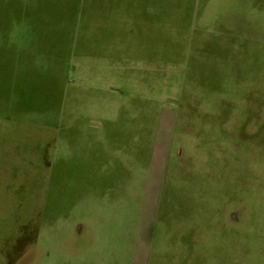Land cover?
<instances>
[{"label": "crops", "instance_id": "1", "mask_svg": "<svg viewBox=\"0 0 264 264\" xmlns=\"http://www.w3.org/2000/svg\"><path fill=\"white\" fill-rule=\"evenodd\" d=\"M175 14L176 0H0V175L32 153V127L50 145L45 243L7 264H207V215L176 205L192 185L165 181Z\"/></svg>", "mask_w": 264, "mask_h": 264}, {"label": "rangeland", "instance_id": "2", "mask_svg": "<svg viewBox=\"0 0 264 264\" xmlns=\"http://www.w3.org/2000/svg\"><path fill=\"white\" fill-rule=\"evenodd\" d=\"M172 25L176 73L163 64L161 79L178 88L182 110L167 127L174 157L165 181L192 185L195 202L176 205L198 198L207 215V264H264V0H176ZM32 130V153L23 150L0 175V264L19 246L45 243L33 239L50 154L47 139H37L49 131Z\"/></svg>", "mask_w": 264, "mask_h": 264}]
</instances>
